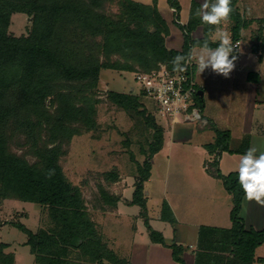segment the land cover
Segmentation results:
<instances>
[{"label":"trees","instance_id":"trees-1","mask_svg":"<svg viewBox=\"0 0 264 264\" xmlns=\"http://www.w3.org/2000/svg\"><path fill=\"white\" fill-rule=\"evenodd\" d=\"M207 2L211 6L215 0ZM236 2L231 0L234 40L239 37L242 25ZM106 3H117L119 10L108 13ZM170 3L178 10L177 0ZM201 8L194 0L187 26L177 21L184 33L183 45L177 49L166 43L170 27L157 2L0 0V198H16L49 207L54 221L51 228L33 231L23 222L14 223L28 234L25 243L31 246L36 264H67L68 255L74 249H81L94 261H102L105 245L90 216L81 186L68 178L61 158L67 154L66 146L75 135L94 130L98 125L100 100L95 95L102 69L151 71L162 63L173 68V58L188 54L193 43L208 40L210 46H217L210 39L214 25L202 23L196 15ZM16 12L32 17L27 34L9 32L11 17ZM201 24H204V35L191 38L192 31ZM142 96L108 91L109 101L131 115H142L154 131L149 156L138 163L131 202L142 207L151 238L166 244L164 235L149 223L143 190L144 181L151 173V159L163 146L164 127L147 113ZM197 99L201 105L202 96ZM16 132L26 136L35 161L11 149L10 140ZM217 134L216 142L209 146L216 156L224 150L246 153L249 149L248 137L243 141L245 147L232 150L230 134L221 129H217ZM217 164L218 158L209 165L208 171L222 178L232 194V226L200 227L196 264H253L256 248L264 243V228L246 227L241 216L245 194L239 183V171L223 174ZM103 175L109 181L118 178L115 172ZM99 191L103 205L114 207L120 200L102 184ZM169 214L166 205L162 217L174 221ZM9 246L7 242L0 244V264H16L15 252L5 250ZM170 246L174 258L185 264L178 256L182 246L177 243ZM112 261L117 262L116 257Z\"/></svg>","mask_w":264,"mask_h":264},{"label":"rangeland","instance_id":"rangeland-1","mask_svg":"<svg viewBox=\"0 0 264 264\" xmlns=\"http://www.w3.org/2000/svg\"><path fill=\"white\" fill-rule=\"evenodd\" d=\"M137 1L146 4L157 2L158 8L166 16L172 14L170 0ZM178 1L184 5L189 0ZM248 4L249 0H237L236 7L245 13ZM260 6L264 11V4ZM105 8L108 13L119 10L117 3H106ZM182 14L186 15V10H183ZM31 20L32 17L26 13H13L9 32L14 35L27 34L31 28ZM222 26L228 30L229 22ZM246 45L248 46V42H244L242 51ZM109 90L143 94L141 100L146 106L147 113L153 116L156 124L166 123L167 116L161 112L156 100L141 91L135 72L101 70L95 95L100 100L97 104L98 125L96 129L84 131L72 138L70 144L66 146L68 152L61 158V163L68 178L83 190L90 216L96 225L102 245H105V252L102 261H94L81 249H74L68 255L67 264H122V261L129 264H132L131 261L135 264H149L148 260L139 262L144 258L141 257L142 253L147 252L149 256L152 251L148 249V244L152 241L147 227L143 218L138 216L140 206L122 203L116 214L111 213L110 206L103 205L99 185L102 184L108 190L121 195H124L125 191V196L132 197L135 177L138 175V163H143L149 156L150 142L155 140L154 131L142 115L137 113L131 115L109 101ZM233 90L237 92V87L234 86ZM262 144L264 143L256 145L258 152L263 151L260 146ZM232 145L237 147L240 142L234 141ZM245 145L241 144L242 147ZM10 147L31 162L36 160L23 133H13ZM192 147L191 145L170 147L169 142H165L164 147L153 156L152 175L146 182L147 208L151 223L156 229L163 231L169 242L175 240L185 244L194 243L198 226L196 224L188 227L177 226L161 220L159 215L166 205L172 203L179 209L181 218L202 224L210 221L209 218L215 213H211L213 206L220 202L218 196L216 201L207 197V191H214L218 195L216 190H227L220 179L205 175L203 168L206 157L200 153L201 149ZM227 158L230 162L234 160ZM236 158L235 165H240L242 156L238 155ZM105 172H115L118 178L113 182L109 181L103 175ZM125 196L123 198L127 199ZM260 221L262 218L259 219V223ZM16 222H23L33 231L43 227L51 228L54 221L50 209L31 201L0 198V244L2 242L10 244L5 250L15 252L16 264H36L31 246L25 243L28 234L15 226ZM222 223L224 225V222ZM226 225H231V220ZM257 253L264 256V244ZM114 257L117 262L112 261ZM254 264H264V258L257 259Z\"/></svg>","mask_w":264,"mask_h":264},{"label":"crops","instance_id":"crops-1","mask_svg":"<svg viewBox=\"0 0 264 264\" xmlns=\"http://www.w3.org/2000/svg\"><path fill=\"white\" fill-rule=\"evenodd\" d=\"M193 1L194 0H189L183 5L177 0L179 4L177 13L172 10L174 6L170 3V11L172 12L171 16H166L159 9L170 27V33L166 38V43L169 47L177 49L182 47L184 42V33L181 27L177 25V21L179 22L181 19H186L187 23L189 22ZM196 1H198L201 5L205 3V0ZM262 3L264 4V0H249V6L245 10V13L237 6L241 14L242 25L240 28L239 37L235 40L233 39L232 35V26L234 22L231 18L229 20L228 31L231 33L232 42H240V48L237 51L242 50L244 42H248V46L246 45L245 49L243 50V55L239 56V59L236 62V69L231 73L230 78H224L223 76L216 75L210 70H206L204 73L200 74L196 68V65L194 64V79L199 89L203 91V94L201 95L203 99L201 107L204 119L198 122H171L167 117L166 123L162 124L163 127H165L164 143L162 148L164 147L165 142H169L170 147L174 145H191L193 146L192 148L201 149L200 153L206 157L203 168L205 175L220 179L222 183V178L213 175L208 171L209 165L218 158L217 166L220 168L223 174H228L232 171H239V167H236L239 165H235V161L237 159L236 157H238V155L243 156L245 153L224 150L219 156H216L215 152L213 153L209 146L214 144L217 140V129L225 130L230 134L229 147L232 150H238L241 148V144L246 137L249 139V148L256 147V145L259 143H264V11L261 10L260 6ZM183 10H186V15L184 16L182 14ZM177 14L179 15L178 19H176ZM187 23L183 25L187 26ZM216 27L217 26H213L210 33V39L214 35ZM203 35L204 24L199 25L195 30L192 31V38L194 39L201 38ZM202 44L203 43H193L191 49L194 46L198 48ZM210 47L215 48L216 46L214 45ZM233 54H235V52ZM234 86L237 87V92H234ZM234 141L240 142V145L237 147L233 146L232 143ZM260 146L264 151V144ZM259 152H257V155H259ZM227 157H230L234 160L230 162L227 160ZM152 159L151 172L153 168ZM151 175L152 173H150L149 178L144 181L143 190L144 196L146 198V215L150 225L155 228L151 223V217L148 214L147 208L148 193H146V182L150 180ZM134 187H136L135 184ZM227 190H216L218 195H216L214 191H207V197L216 201L218 196L220 202L218 205L213 206L211 213H215L209 218L210 221L202 224L195 223L188 218H181L179 215V209H176L175 205L172 203L168 204L170 209L169 215L174 219V221H170L168 218H163L162 213H160L159 218L177 226L184 225L185 227H188L189 225L196 224V226H198V231L197 235H195V242L190 244H185L175 240L169 242L166 239L163 231L155 228L164 235L166 244L156 242L150 236L152 242L151 244H148V249H152L151 254L147 256V252L144 254L142 253L141 257L144 258L139 260V262L142 260H148L149 264H183L174 258L173 249L170 246L172 243H177L183 248L178 256L185 261V264H196V255L197 251L199 250L198 243L200 227L202 225H211L225 228L232 226L231 209L233 206V197L232 194ZM134 191L132 197L125 196V191L124 195L111 191V193L120 197L117 205L109 208L112 210L111 213L116 214L118 212L119 206L122 203L129 205H139L131 202L134 196ZM124 196L127 197V199H124ZM138 216L142 217L145 223V216L142 214L141 206ZM241 216L245 221L246 227L252 226L256 229L264 228V206L260 205L255 200L249 201L245 199L244 196ZM261 218L262 221L259 223V219ZM229 220H231V225H226ZM222 222H224V225H222ZM145 225L150 235L148 226L146 223ZM136 230L139 232L137 226ZM263 244L264 243L256 248V260L261 257L264 258V256H261L257 253V250ZM131 263L135 264L134 261H131Z\"/></svg>","mask_w":264,"mask_h":264},{"label":"clouds","instance_id":"clouds-1","mask_svg":"<svg viewBox=\"0 0 264 264\" xmlns=\"http://www.w3.org/2000/svg\"><path fill=\"white\" fill-rule=\"evenodd\" d=\"M150 2V0H144ZM210 7V10H208ZM234 11L231 0H215L209 6L207 0L196 15L200 16L202 23L217 26L211 43H216L215 48L210 47L209 41L205 40L198 48L194 46L186 55H177L173 58V71L183 72L186 66L195 63L200 74L210 70L216 75L230 78L231 73L236 69V62L243 51H237L240 44H233L231 33L226 25L230 20V15ZM181 24L187 23L186 19L179 21ZM235 52V54H233ZM250 147L242 156L239 165V183L243 188L245 199L255 200L264 206V151Z\"/></svg>","mask_w":264,"mask_h":264},{"label":"built area","instance_id":"built-area-1","mask_svg":"<svg viewBox=\"0 0 264 264\" xmlns=\"http://www.w3.org/2000/svg\"><path fill=\"white\" fill-rule=\"evenodd\" d=\"M172 10L177 13L175 7ZM237 43L240 44L239 41L233 44ZM194 64H188L183 72L173 71L163 63L151 71H134L141 91L156 100L161 112L171 122H198L204 119L197 99L199 87L194 79Z\"/></svg>","mask_w":264,"mask_h":264},{"label":"water","instance_id":"water-1","mask_svg":"<svg viewBox=\"0 0 264 264\" xmlns=\"http://www.w3.org/2000/svg\"><path fill=\"white\" fill-rule=\"evenodd\" d=\"M198 93H199V95H202L203 94V91L202 90H199Z\"/></svg>","mask_w":264,"mask_h":264}]
</instances>
